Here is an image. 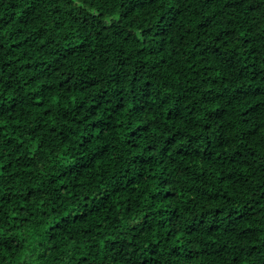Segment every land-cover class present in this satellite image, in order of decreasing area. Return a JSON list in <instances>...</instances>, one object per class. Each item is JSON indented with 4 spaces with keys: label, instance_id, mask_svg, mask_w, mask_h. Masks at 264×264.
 <instances>
[{
    "label": "trees",
    "instance_id": "obj_1",
    "mask_svg": "<svg viewBox=\"0 0 264 264\" xmlns=\"http://www.w3.org/2000/svg\"><path fill=\"white\" fill-rule=\"evenodd\" d=\"M0 264H264V0H0Z\"/></svg>",
    "mask_w": 264,
    "mask_h": 264
}]
</instances>
